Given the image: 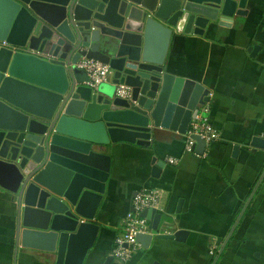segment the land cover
Masks as SVG:
<instances>
[{"label":"water","instance_id":"obj_1","mask_svg":"<svg viewBox=\"0 0 264 264\" xmlns=\"http://www.w3.org/2000/svg\"><path fill=\"white\" fill-rule=\"evenodd\" d=\"M248 3L0 0V188L17 197L18 247L61 264L68 246L98 230L86 205L104 193L112 144L147 147L159 128L186 135L210 103L202 84L167 69L172 39L204 36L245 17ZM84 57L109 65L113 85L89 87L76 67ZM194 140L204 154L205 141ZM252 146L264 149V139L255 137ZM142 216L153 219L150 234L138 237L146 248L155 239L189 236L184 229L171 233L175 222L158 210Z\"/></svg>","mask_w":264,"mask_h":264},{"label":"crops","instance_id":"obj_2","mask_svg":"<svg viewBox=\"0 0 264 264\" xmlns=\"http://www.w3.org/2000/svg\"><path fill=\"white\" fill-rule=\"evenodd\" d=\"M247 13L204 36L177 33L167 55L171 73L210 91L206 106L220 139L204 154L187 153L186 135L170 128L155 129L147 147L112 144L104 193L86 205L98 230L68 246L61 264H122L112 250L142 189L161 192L158 211L175 222L171 233L189 236L141 244L128 264H264V149L252 146L264 139V0H249ZM111 85L112 77L101 86ZM17 217V197L0 188V264H57L18 247Z\"/></svg>","mask_w":264,"mask_h":264},{"label":"built area","instance_id":"obj_3","mask_svg":"<svg viewBox=\"0 0 264 264\" xmlns=\"http://www.w3.org/2000/svg\"><path fill=\"white\" fill-rule=\"evenodd\" d=\"M76 67L86 72L89 82L88 86L96 89L106 83L112 77V70L109 65L94 59L82 58ZM121 94H126L124 87H119ZM209 108L203 106L198 114L192 119L189 130L186 134L185 149L187 153H194V137H200L207 145L217 142L220 139L218 131L211 124L209 119ZM168 163L176 165V159H168ZM162 194L157 190L142 189L133 201L132 211L129 212L123 225L116 236L112 257L122 264H128L133 257L142 249L138 242L140 235L150 234V225L142 213L148 209L158 210L161 206Z\"/></svg>","mask_w":264,"mask_h":264}]
</instances>
